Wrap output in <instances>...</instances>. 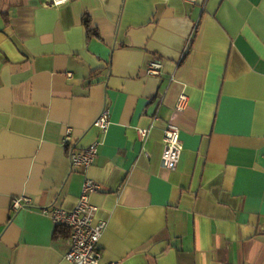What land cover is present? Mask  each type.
I'll return each mask as SVG.
<instances>
[{
    "label": "crops",
    "instance_id": "1",
    "mask_svg": "<svg viewBox=\"0 0 264 264\" xmlns=\"http://www.w3.org/2000/svg\"><path fill=\"white\" fill-rule=\"evenodd\" d=\"M68 128L77 149L102 140L87 171ZM87 177L104 263L264 264V0H0V264H71L45 210H73Z\"/></svg>",
    "mask_w": 264,
    "mask_h": 264
},
{
    "label": "built area",
    "instance_id": "2",
    "mask_svg": "<svg viewBox=\"0 0 264 264\" xmlns=\"http://www.w3.org/2000/svg\"><path fill=\"white\" fill-rule=\"evenodd\" d=\"M45 4L53 7L66 5L73 0H41ZM195 2V0H190ZM163 61L154 59L149 62L146 73L150 76L160 77L163 74ZM72 77V74H68ZM187 101V96L182 94L178 107L183 108V103ZM94 125L100 130L102 136H105L111 126V109L105 107L96 118ZM138 133L142 141L148 137L149 130L139 128ZM73 138L72 129L68 128L64 139L68 147V157L73 168H80L87 171L97 160L99 156V147L102 140H96L84 149H77L71 145ZM184 146L180 136L179 126L170 123L165 129L164 151L162 154V165L167 169H175L181 159ZM100 185L93 179L87 177L83 184L82 193L78 203L73 210L55 207L49 212L53 220L59 227L70 230V250L66 254V260L71 264H115L104 263L101 250V238L107 228V222H96V213L98 207L92 202V195L100 191ZM33 205V199L29 196H20L13 199L12 209L19 211L29 208Z\"/></svg>",
    "mask_w": 264,
    "mask_h": 264
},
{
    "label": "trees",
    "instance_id": "3",
    "mask_svg": "<svg viewBox=\"0 0 264 264\" xmlns=\"http://www.w3.org/2000/svg\"><path fill=\"white\" fill-rule=\"evenodd\" d=\"M87 25H88V23H87ZM64 229L65 228L58 226L57 231L55 232V236H62V235H64V233H63L64 232Z\"/></svg>",
    "mask_w": 264,
    "mask_h": 264
}]
</instances>
